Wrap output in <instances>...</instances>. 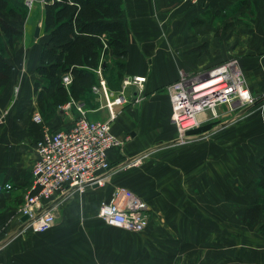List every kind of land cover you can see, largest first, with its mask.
<instances>
[{"label":"crops","instance_id":"crops-1","mask_svg":"<svg viewBox=\"0 0 264 264\" xmlns=\"http://www.w3.org/2000/svg\"><path fill=\"white\" fill-rule=\"evenodd\" d=\"M112 1L122 8L118 20L127 32L126 55L120 58L123 79L146 76L143 99L134 102V86L124 89L126 101L113 105L111 129L124 142L108 150L113 171L103 186L47 200L44 206L53 211L54 221L43 232L31 231L19 212L31 186L36 140L44 128L69 127L78 116L75 105L90 120H107L106 102L119 95L122 81L115 80L116 69H110V75L106 72L108 84L96 70L93 86H100L103 79L105 93L100 87L94 92L91 86L77 100L70 99L75 105L67 109L52 104L55 84H47L41 109L34 81L46 37L41 38L43 16L23 24L18 16L0 11V17L20 32L12 45L0 32V55L11 65L8 82L0 87V183L12 185L0 195V264H264V235L259 231L264 214L254 224L243 221L244 209L258 200H250L243 209L240 192L237 197L227 195L220 182L225 173L218 171L211 179L209 164L175 162L176 149L170 146L176 128L165 91L179 70L197 73L235 58L248 88L255 96L263 94L264 0ZM36 111L42 115L41 123L32 120ZM257 117L264 122V103ZM163 155L171 158L167 161ZM136 157L154 162H142L137 167L142 173L131 180L126 167L117 168ZM237 178L240 184L241 174ZM115 186L138 188L149 214L143 231L109 226L97 216L99 203ZM227 202L239 204L232 224Z\"/></svg>","mask_w":264,"mask_h":264},{"label":"built area","instance_id":"built-area-1","mask_svg":"<svg viewBox=\"0 0 264 264\" xmlns=\"http://www.w3.org/2000/svg\"><path fill=\"white\" fill-rule=\"evenodd\" d=\"M25 1L31 2V0ZM187 1L195 4L199 0ZM232 66L234 62L229 60L210 69L211 71L196 73L193 77L180 72L175 81L165 86L170 102V119L176 128L175 141L184 142L191 138V134L187 132L202 125L198 117L206 108L213 107L217 103L230 102L231 99L234 101L233 98L237 99L235 101L237 105H248L253 102L249 90L243 88L236 65L234 66L236 73H229L228 69ZM97 72L100 74L101 69L99 68ZM70 78L68 73L63 74L62 82L67 85ZM214 78L222 79L227 85L224 90L226 97L208 105L200 103L201 107L195 109L199 106V102L192 99L193 90L198 85L196 82ZM145 81L144 75L128 76L122 80L119 95L106 102L109 110L107 120L88 119L85 111L73 101L60 106L62 109H67L74 104L78 116L67 128L55 130L44 128L35 142L37 158L31 169V186L19 211L21 216H27L24 223L31 231L43 232L53 225V211L44 206V203L53 196L83 192L91 186L100 187L105 184L114 168L108 161V150L124 143L111 129V121L115 116L113 105L126 101L123 92L127 86L136 88L134 102H140L144 95ZM99 83L100 86H93L92 90L98 92L100 87L105 93V81L100 79ZM242 91L247 92L246 96H241ZM32 120L41 123L43 120L41 113L34 112ZM139 159L140 157L135 161ZM11 189L10 183H0V195ZM97 216L109 226L131 232H141L149 224L146 203L125 186L113 187L110 197L99 203Z\"/></svg>","mask_w":264,"mask_h":264},{"label":"trees","instance_id":"trees-1","mask_svg":"<svg viewBox=\"0 0 264 264\" xmlns=\"http://www.w3.org/2000/svg\"><path fill=\"white\" fill-rule=\"evenodd\" d=\"M42 2L41 30L46 37L41 45L39 64L35 69L38 78L34 81L39 107L42 109L47 84H55L50 98L54 106H59L70 99L77 100L82 93L95 85V71L99 68L104 77L106 72L112 74L110 69H116L115 80L121 82L124 77V63L120 58L126 55L127 32L124 24L118 20L122 13L120 4L112 0ZM23 4V0H0V11H5L12 17L23 18L26 14L22 10ZM0 32L9 45L20 34L1 17ZM1 51L0 35V54ZM110 57L112 59L108 63ZM113 57L117 59L114 60ZM10 73L11 65L0 55V87L8 82ZM66 73L71 77L67 85L62 82V75ZM105 79L107 84L110 83V77ZM257 166L260 172L257 188L264 195V154L259 158ZM263 214L264 196L244 209L243 221L254 224ZM259 231L264 235V220L259 224Z\"/></svg>","mask_w":264,"mask_h":264},{"label":"rangeland","instance_id":"rangeland-1","mask_svg":"<svg viewBox=\"0 0 264 264\" xmlns=\"http://www.w3.org/2000/svg\"><path fill=\"white\" fill-rule=\"evenodd\" d=\"M24 2V8L22 10L25 11L26 14H24L25 16L23 18L18 16L23 24L27 21L35 23L38 18H42V0ZM43 37L44 34L41 32V38ZM230 60L233 61L234 66L236 65L238 68L237 72L243 82V88L249 90L253 102L248 105H237V102H235L237 99L233 98L235 99L234 101L231 99L230 102L217 103L213 107L206 108L199 114L198 119L202 125L212 123L211 128L204 132L191 134V138L184 142L174 140L173 142L175 143L170 147L176 149V154H173V157L177 159L175 162H182V160L185 161L187 159V162L193 164H209L211 179L218 175V171L220 175L225 173V180L222 181L221 179L220 182L225 185L224 189H226L227 195L236 194L237 197L238 192H240L242 196L241 207L244 209L250 200L256 198L259 201L264 196L263 192L257 188L260 172H258L259 168L256 162V160H258L257 157L264 152V122L260 121L257 117V112L264 103V93L255 96L246 85L242 72L238 67L237 60L235 58ZM227 61L229 60L216 63L197 73L206 72ZM234 66L228 69L230 74L236 73ZM180 72L187 73L189 77H193L196 74V72L191 73L179 70L177 78ZM208 80L203 81V79H201L198 80L196 84L199 85V83L202 84ZM152 156L154 157V155ZM163 157L167 158V161L171 158L169 155H163L161 158ZM158 158H160L159 155ZM136 159L137 157L125 161L117 170L126 167L129 171V177L133 180L136 179L139 172H141L137 167L142 162L147 161L148 164L154 162L153 158L148 157L144 159L140 158L139 161H135ZM159 161L160 160H158V162ZM239 174H241L240 184L237 178ZM236 181L237 183H234ZM255 181L256 185L254 184ZM144 188L147 189V186ZM132 189L135 196L144 201L143 198L139 196L138 188L134 186ZM225 205L226 212H228L227 217L232 224L234 218L237 217L239 204L227 202Z\"/></svg>","mask_w":264,"mask_h":264},{"label":"bare ground","instance_id":"bare-ground-1","mask_svg":"<svg viewBox=\"0 0 264 264\" xmlns=\"http://www.w3.org/2000/svg\"><path fill=\"white\" fill-rule=\"evenodd\" d=\"M227 85L222 79H210L207 82L195 86L193 90L192 99L199 102V106H196L195 109H199L201 105H208L214 101L220 100L223 97H226L225 89ZM245 91H242L240 94L242 97L246 96Z\"/></svg>","mask_w":264,"mask_h":264},{"label":"water","instance_id":"water-1","mask_svg":"<svg viewBox=\"0 0 264 264\" xmlns=\"http://www.w3.org/2000/svg\"><path fill=\"white\" fill-rule=\"evenodd\" d=\"M38 34H39V27L37 26L35 28L34 36L38 37ZM211 126H212V123L203 124L197 128L189 130L187 133L188 134H196V133L204 132V131L210 129ZM94 186H96V185H94ZM26 219H27L26 215L22 216V220H26Z\"/></svg>","mask_w":264,"mask_h":264}]
</instances>
